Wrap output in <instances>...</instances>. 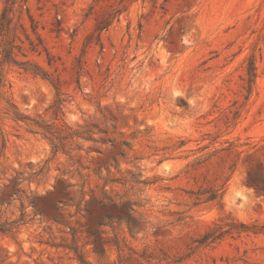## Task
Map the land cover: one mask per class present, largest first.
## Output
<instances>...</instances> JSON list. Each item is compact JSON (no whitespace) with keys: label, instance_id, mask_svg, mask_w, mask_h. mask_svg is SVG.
Wrapping results in <instances>:
<instances>
[{"label":"rangeland","instance_id":"1","mask_svg":"<svg viewBox=\"0 0 264 264\" xmlns=\"http://www.w3.org/2000/svg\"><path fill=\"white\" fill-rule=\"evenodd\" d=\"M17 2L24 52L48 79L7 70L0 198L17 173L28 180L0 202V264H79L75 247L97 262L101 237L102 262L147 251L149 264H264V233L241 227L264 226V0ZM7 100L98 142L54 154Z\"/></svg>","mask_w":264,"mask_h":264},{"label":"trees","instance_id":"2","mask_svg":"<svg viewBox=\"0 0 264 264\" xmlns=\"http://www.w3.org/2000/svg\"><path fill=\"white\" fill-rule=\"evenodd\" d=\"M3 1V7L0 8V105L2 101L6 99V88L9 85L7 80V70L10 67H19L26 71H32L34 74L42 76L44 79H48V73L41 69L40 67L32 64L30 60L27 59V55L24 52V42L21 39V35L25 36L26 40L29 41V45L31 46V51H35L34 45L29 38V34L25 25L22 22V14L24 4H20L17 0H0V4ZM22 3V2H21ZM28 13V18L31 22V29L34 34H36V23L32 17V15ZM21 35H20V34ZM19 55L25 58V60H21ZM50 64V62H49ZM248 75L250 78V82H252L253 78L256 76L255 67L253 63L250 64L248 68ZM55 89L58 92V88ZM9 108L6 110L5 114L10 117V119L16 124H22L26 127L27 132L33 135L42 136L44 139L48 140L52 146V151L54 154L59 151H66L69 143L73 142L75 139H81L86 142H98L94 135V128L92 129H84V130H76L73 127L67 124H58V123H50L44 120H40L38 118H33L28 115H24L19 112L18 108L14 103L7 100ZM54 115L59 117L62 113L61 108V99H57L54 106ZM45 169L41 168L38 171H34L30 174L29 178L39 177L44 174ZM28 180V178H24L23 173H17V175L9 182V184H5L3 186V191L1 193L0 202L6 203L10 202L14 199L15 196H19L23 193L22 184ZM30 181V180H29ZM56 190V188L54 189ZM60 193L64 196L69 195L66 194V189L60 190ZM215 195H212L209 200H214ZM84 198H82V201ZM61 203V201H58ZM34 207L37 206L32 202ZM59 210V208H55ZM129 222V220H128ZM241 227L251 231L249 229L252 228L253 233H264V226L262 228H258L256 226L249 227L245 224H241ZM73 230V229H72ZM130 232L131 227H129ZM244 230V231H247ZM0 231H7L4 228H0ZM225 232L222 229L219 232H215L212 234H207L200 241L201 244H208L220 238ZM103 236V234H101ZM110 241L105 237H101L99 242L93 243V253L98 257L97 262H92L84 258V256L78 251V248H72L76 255L79 264H144L151 263V261L156 257L152 253H148L144 251L143 253H138L136 251H132V256L124 257L119 254L118 260L113 262H102L103 258L106 254V244ZM116 247L119 251H121V244L119 242L115 243Z\"/></svg>","mask_w":264,"mask_h":264}]
</instances>
